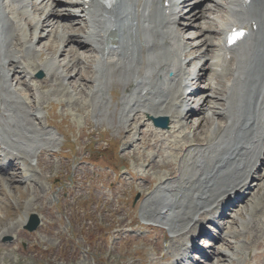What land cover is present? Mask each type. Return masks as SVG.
<instances>
[{
    "label": "bare ground",
    "instance_id": "obj_1",
    "mask_svg": "<svg viewBox=\"0 0 264 264\" xmlns=\"http://www.w3.org/2000/svg\"><path fill=\"white\" fill-rule=\"evenodd\" d=\"M244 1L199 0L188 9L185 0H0V161L6 158L16 171L22 169L20 177L32 181V169L38 168L39 160L35 150L43 147L42 143L56 141L45 128L40 127L45 133L26 128L30 123L24 120L32 115L25 116L19 107L21 99L15 87L28 89L20 75L32 77L33 71L39 69L45 79L54 76L58 87L68 86L66 81L72 78L65 71L81 61L85 67L90 66L94 76L87 97H93L96 104L109 105L104 91L109 89L111 67L116 68L121 71V79L132 78L133 82L121 98L120 119L138 123L140 135L143 131L141 143L129 144L125 154L139 155L137 148L142 145L149 150L153 164L173 170L169 176L161 175L162 180L140 210L145 221L165 225L169 230L164 227L166 233L178 237L172 239L176 241L156 259V264L159 260L163 264H199L190 261L192 250L202 254L206 264L264 263V245L260 241L263 221L255 218L260 205L255 212L244 213V220L236 223L234 215L223 208L237 200L242 202L239 210L243 209L264 174V0H250L248 5ZM203 3L207 4L200 8ZM61 7L69 18L65 22L70 25L65 27L57 9ZM201 20L205 26L198 25ZM235 25L248 27L249 35L237 47L226 49L222 38ZM253 25L254 30L250 29ZM60 26L63 33H57L56 42L50 38L39 42ZM190 29L194 33L189 39L186 34ZM198 37L202 38L200 42H196ZM44 42L43 51H38L37 45ZM49 42L56 52L50 51L43 62L41 53L49 52ZM74 46L86 50L91 59L85 60L83 51L75 54ZM35 53L40 61L32 62ZM60 56L71 58L66 63L70 64L67 70L60 65ZM200 61L205 64L201 75L196 72ZM198 82H203L201 90H192ZM189 103L194 105L192 109H188ZM186 113L190 116L185 120ZM156 116L167 117L172 123L169 129L149 127L144 117ZM213 117L220 124L215 125ZM193 118L198 119L196 126L200 122L214 126L203 142H196L194 134L186 131V122ZM30 158H35L36 163ZM17 159L26 162L21 164ZM81 167L85 169L78 166L75 173ZM142 172L140 178L150 184V175ZM0 175L14 179L1 167ZM126 178L131 181L139 177L132 179L126 170L118 185L125 184ZM254 179L256 182L251 183ZM101 184L108 186V194L101 190ZM114 185L106 175L99 183L101 196L109 204L116 195ZM217 209L222 210L219 217L223 220L214 225L211 214ZM116 210L122 213L121 208ZM229 221L235 229L228 228ZM25 222L23 219L21 225ZM205 225L217 229L216 238L209 243L213 249L210 254L194 246L199 231L204 227L206 230ZM253 249L261 251L250 256Z\"/></svg>",
    "mask_w": 264,
    "mask_h": 264
},
{
    "label": "rangeland",
    "instance_id": "obj_2",
    "mask_svg": "<svg viewBox=\"0 0 264 264\" xmlns=\"http://www.w3.org/2000/svg\"><path fill=\"white\" fill-rule=\"evenodd\" d=\"M187 1H194L193 4H195L199 0ZM206 4L203 3L200 8ZM190 6L192 3H189ZM59 11L63 16V27L70 25L69 22H65L69 19L66 13L61 8ZM194 25L196 27L198 25L205 26V22L201 20L198 25ZM196 27L192 26L193 29ZM57 33H63L62 26L54 30L51 36L50 34L44 36V39H40L39 42L47 38L56 42ZM191 33L194 32L190 29L186 37H192ZM200 39L202 38L198 37L196 42H200ZM52 42L48 44L49 52L41 53L43 62L49 58L50 51L51 53L56 52V47ZM44 44L45 42L37 45V50L43 51ZM72 49L75 54H80L83 51L81 55L88 56L84 58L85 60L91 59L86 50H81L76 46ZM62 57L60 56L59 63L61 66L65 65L64 69L67 70L70 64L66 63L71 58L69 56L67 59ZM36 60L39 61L37 54L31 61ZM80 62L74 63L69 71L63 69L68 78H72L66 81L68 86L58 87V84L54 82L56 81L54 76H51L54 79L51 77V79H45L40 70H34L33 76L30 78L21 75L31 88L27 86V89L20 85L16 86L18 88L15 87L19 90L17 94L21 93L18 94L21 99L19 107L24 109L25 116L30 114L34 116L25 118L24 121L30 123L26 128L30 129V132L37 130L45 133V130H48L54 134L56 141L55 144L49 142V145L42 143L43 147L35 150V157L39 160L38 168L33 167L32 169L34 172V175L31 176L32 181L28 182L26 178L20 177V170L13 172L8 169L14 179L0 177V264H156V259L164 254L167 247L172 246L178 238L171 237L170 232L166 233L162 229L153 233L151 229L144 226L149 224L155 227L156 224L151 221L146 222L140 216L141 205L162 180H160L161 175L169 176L173 170L168 166L161 169L153 164L148 156L149 150H146L142 145L137 148L139 155L125 154L129 144L141 143L140 136H143V131L140 135L138 123L125 122L120 119L119 111L122 108L119 104H114L112 96L117 97L113 91L114 89L120 90V85L123 93L127 94L133 83L132 78L121 79V71H116V68L111 67L108 73V76L111 75V77L108 78L109 86L107 88L112 89V94L105 92L109 99V105L96 104L97 101H94L93 97H87L93 84L91 82L94 78L93 73L89 70L90 66L85 67ZM39 73H42L40 78L37 77ZM14 79L16 82V78ZM200 84L198 83L196 86L198 87ZM114 85L117 87L115 88ZM27 90L29 91L27 92ZM116 99L119 100V98ZM27 103L30 104L26 105ZM97 111L101 113L98 114ZM193 119L186 122V125L188 124L186 129L194 134L197 138L196 142H203L208 134L213 133L214 126L211 127L210 124L202 122L196 126L198 119ZM144 120H147V117ZM209 121L211 122V120ZM213 121L215 125L220 124L219 119L213 117ZM47 123L48 125H46ZM148 123L151 125L150 122ZM128 125L131 130L129 133L126 131ZM52 144L55 146L53 147ZM90 154H95L96 158L93 156L92 158L97 160L96 166L99 168L97 171L92 169L93 165L88 163ZM25 159L27 161V158ZM33 160L35 164V158ZM108 164L114 169L108 170L106 168ZM78 166H83L85 169L81 167L80 172L75 173ZM126 170L132 174V179L138 176L139 180L129 181L128 177L125 184H115L116 195H113L112 204L105 202L100 189H98L101 178L104 180L106 175L116 182ZM142 170L150 175V180H153L150 184L140 178ZM75 174L78 175L77 178L74 176ZM74 178H76V182L73 181ZM257 184L258 188L255 186L256 189L248 198L246 206L238 213L232 212L235 223L239 219L244 220V213H251L256 206L264 205V174L262 180ZM101 190L106 194L109 193L106 186L101 185ZM260 206L255 218L259 217L263 221L260 241L264 245V217H260V215H264V206L263 208ZM118 207L122 209V213L116 210ZM32 214L38 217L39 225L35 231L28 232L24 226ZM23 219L26 222L21 225ZM230 222H228V228L235 229L234 224ZM258 231L260 232V229ZM3 232H7L6 235H2ZM130 235L132 238L128 239L126 236ZM146 236L150 238L142 240ZM173 238L176 239L172 240ZM203 241L196 240V243L200 245L207 243ZM204 250L212 252L211 249ZM260 251V249H253L250 256ZM226 252L232 255V252ZM254 263L255 261H253ZM157 264H163V261L159 260ZM202 264H206V262L204 261Z\"/></svg>",
    "mask_w": 264,
    "mask_h": 264
},
{
    "label": "water",
    "instance_id": "obj_3",
    "mask_svg": "<svg viewBox=\"0 0 264 264\" xmlns=\"http://www.w3.org/2000/svg\"><path fill=\"white\" fill-rule=\"evenodd\" d=\"M156 123V122H155ZM158 125V123H156ZM162 127H165L166 126V123L162 124L161 125ZM37 225V221L35 220V218L33 217L32 218V223L31 225H29L27 228L30 229V230H33Z\"/></svg>",
    "mask_w": 264,
    "mask_h": 264
}]
</instances>
